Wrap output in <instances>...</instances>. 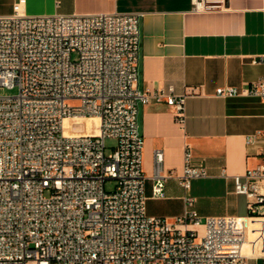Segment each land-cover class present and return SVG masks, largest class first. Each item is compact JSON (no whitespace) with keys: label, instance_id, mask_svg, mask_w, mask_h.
Returning a JSON list of instances; mask_svg holds the SVG:
<instances>
[{"label":"built area","instance_id":"2783aa9c","mask_svg":"<svg viewBox=\"0 0 264 264\" xmlns=\"http://www.w3.org/2000/svg\"><path fill=\"white\" fill-rule=\"evenodd\" d=\"M229 1L192 0V12H225ZM26 7L16 0L13 14L0 16V88L19 90L0 96V264H248L245 220L203 219L195 209L192 181L209 174L189 148L178 178L184 215H148L140 107L165 104L183 128L188 96L138 90L143 15L34 17ZM239 95L263 98L264 80L217 91ZM95 118L97 135L68 133L66 121ZM164 160L157 151L154 200L166 198L174 177ZM236 194L264 217V162L236 178Z\"/></svg>","mask_w":264,"mask_h":264},{"label":"crops","instance_id":"0c3cea01","mask_svg":"<svg viewBox=\"0 0 264 264\" xmlns=\"http://www.w3.org/2000/svg\"><path fill=\"white\" fill-rule=\"evenodd\" d=\"M16 0H0V16L13 14ZM192 0H27L29 16L132 14L141 20L142 46L138 90L173 88L187 95L182 128L165 104L141 106L145 140L143 168L152 199L156 152L165 156V203L185 213L183 175L187 148L209 176L192 181L195 209L206 219L245 220L248 264H264V217L251 216L245 196L236 194V178L264 162V97H218L221 88L245 90L264 80V0H230L228 10L195 14ZM256 136L249 144L247 138ZM243 181V179H241ZM156 217V216H154ZM179 217L173 218L174 221Z\"/></svg>","mask_w":264,"mask_h":264},{"label":"rangeland","instance_id":"374dc122","mask_svg":"<svg viewBox=\"0 0 264 264\" xmlns=\"http://www.w3.org/2000/svg\"><path fill=\"white\" fill-rule=\"evenodd\" d=\"M19 94L18 88L13 90L2 89L0 88V96L15 97ZM68 133H73L75 135L83 136H95L97 135L98 124L92 120H81V121H68L66 124ZM108 148L114 145L113 142L108 141ZM110 150L107 151V154H110ZM116 184L114 181H108L106 184V192L113 193L115 192ZM147 195L150 194L147 192ZM147 210L149 216H156L166 218L168 220H173V218L181 217V212L178 207L171 204L165 203L163 201H158L150 199L147 202Z\"/></svg>","mask_w":264,"mask_h":264},{"label":"bare ground","instance_id":"6f19581e","mask_svg":"<svg viewBox=\"0 0 264 264\" xmlns=\"http://www.w3.org/2000/svg\"><path fill=\"white\" fill-rule=\"evenodd\" d=\"M87 120H92V121L97 122V124H98V128H99V125H100V120H99V119L95 118V119H87ZM87 120H86V121H87ZM68 121H79V120H68ZM68 121H66L65 125L67 124ZM98 128H97V134L99 133Z\"/></svg>","mask_w":264,"mask_h":264}]
</instances>
